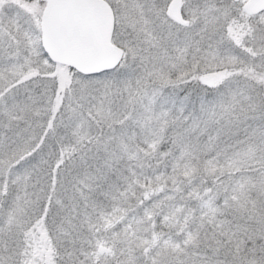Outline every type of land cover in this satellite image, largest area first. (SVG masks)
Wrapping results in <instances>:
<instances>
[{
	"label": "snow or ice",
	"instance_id": "6c2138e0",
	"mask_svg": "<svg viewBox=\"0 0 264 264\" xmlns=\"http://www.w3.org/2000/svg\"><path fill=\"white\" fill-rule=\"evenodd\" d=\"M0 264H264V0H0Z\"/></svg>",
	"mask_w": 264,
	"mask_h": 264
}]
</instances>
